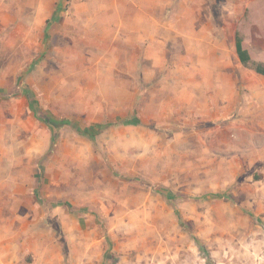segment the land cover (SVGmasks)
Wrapping results in <instances>:
<instances>
[{"label":"rangeland","instance_id":"obj_1","mask_svg":"<svg viewBox=\"0 0 264 264\" xmlns=\"http://www.w3.org/2000/svg\"><path fill=\"white\" fill-rule=\"evenodd\" d=\"M70 1L45 23L0 0V264H264V135L238 123L231 139L221 109L264 108V0L204 4L215 48L184 81L201 108L157 79L115 120L113 60L81 42Z\"/></svg>","mask_w":264,"mask_h":264},{"label":"crops","instance_id":"obj_2","mask_svg":"<svg viewBox=\"0 0 264 264\" xmlns=\"http://www.w3.org/2000/svg\"><path fill=\"white\" fill-rule=\"evenodd\" d=\"M31 1L34 15L45 23L55 19L59 7L64 6L63 0ZM206 1L71 0L69 2L71 6L68 7L66 16L77 27H81V42H90L86 46L89 49L105 50L104 57H111L113 60L114 76L107 79L113 85L103 91L102 95L106 97L109 107L119 108L113 120L122 118L121 113L123 118L127 117V109L133 112L136 108H146L145 98L149 90L147 88L157 79L176 80L179 83L180 90L177 92L178 96L176 95L178 108H192L193 113L195 108H201L198 98L196 100L198 94L195 95L193 91L192 95L189 93L185 95L184 81L192 82L188 85H192L193 88L198 83L197 66L201 61L202 43L209 49L215 48V44H211L210 40L207 42L203 40L205 33L209 36L211 32L210 28L206 31L201 25V17H211L210 9L204 7ZM186 62L189 63V68H186L187 73L183 70ZM159 73H163V76ZM221 109L224 110L226 117L232 116L226 125L227 136L231 139V130L238 123H241L242 129H248L250 140H254L258 133L264 135V108ZM248 149L252 153L259 150L255 144H249ZM260 160L261 158H256L252 161L254 167ZM262 165L264 167V164ZM263 167H257L255 171L264 172Z\"/></svg>","mask_w":264,"mask_h":264},{"label":"trees","instance_id":"obj_3","mask_svg":"<svg viewBox=\"0 0 264 264\" xmlns=\"http://www.w3.org/2000/svg\"><path fill=\"white\" fill-rule=\"evenodd\" d=\"M235 48H236V53H237L241 63L244 66L248 67L251 63V55H250L249 51L244 48L243 39L238 32L236 33V36H235ZM254 70L258 74H261L264 76V65L256 64L254 66ZM53 128H55V127H53Z\"/></svg>","mask_w":264,"mask_h":264}]
</instances>
